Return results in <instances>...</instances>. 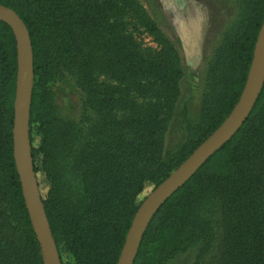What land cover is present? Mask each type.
Returning <instances> with one entry per match:
<instances>
[{"label": "trees", "instance_id": "obj_1", "mask_svg": "<svg viewBox=\"0 0 264 264\" xmlns=\"http://www.w3.org/2000/svg\"><path fill=\"white\" fill-rule=\"evenodd\" d=\"M0 5L22 20L32 45L29 139L40 143L31 155L49 187L39 193L63 264H116L145 199L137 197L164 181L236 105L264 0H238L236 20L207 64L198 119L181 114L188 137L174 151H166L164 137L179 97L180 60L138 0ZM132 31L155 46L143 47ZM65 73L81 94L77 120L55 102ZM16 74V39L0 20V264H44L13 159ZM190 247L211 253L213 264H264V84L236 134L155 213L133 264H173Z\"/></svg>", "mask_w": 264, "mask_h": 264}, {"label": "water", "instance_id": "obj_2", "mask_svg": "<svg viewBox=\"0 0 264 264\" xmlns=\"http://www.w3.org/2000/svg\"><path fill=\"white\" fill-rule=\"evenodd\" d=\"M0 20L12 30L17 43V74L12 129L13 159L28 216L40 244L44 264H61L40 197L29 141L30 104L33 90V52L26 26L17 14L0 5ZM264 84V18L241 95L223 123L170 175L153 189L135 212L116 264H133L151 219L165 201L180 189L241 128L250 115Z\"/></svg>", "mask_w": 264, "mask_h": 264}, {"label": "rangeland", "instance_id": "obj_3", "mask_svg": "<svg viewBox=\"0 0 264 264\" xmlns=\"http://www.w3.org/2000/svg\"><path fill=\"white\" fill-rule=\"evenodd\" d=\"M138 2L161 33L172 43L180 60L182 77L178 83L179 97L164 137L166 151H174L175 147L188 137L181 114L186 113V119L191 122L198 119L207 64L220 46L224 33L236 20L238 0H138ZM132 34L143 47L155 46L152 38L146 34L140 31H132ZM110 84L114 85L115 82L110 81ZM54 92L55 102L63 116L77 120L81 113V94L73 77L65 73L64 81L55 87ZM118 116L124 118L121 117V113ZM39 143L40 138L35 137L34 141L30 142V150L38 148ZM35 177L43 198L49 187L41 173L35 174ZM152 190L150 186H146L137 197L136 203L146 198ZM55 248L63 264L67 256L61 254L56 245ZM215 260L211 253L199 256L197 248L190 247L179 253L173 264H213Z\"/></svg>", "mask_w": 264, "mask_h": 264}]
</instances>
